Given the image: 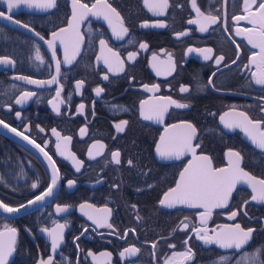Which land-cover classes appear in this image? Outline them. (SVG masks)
<instances>
[{
    "label": "flooded vegetation",
    "instance_id": "1",
    "mask_svg": "<svg viewBox=\"0 0 264 264\" xmlns=\"http://www.w3.org/2000/svg\"><path fill=\"white\" fill-rule=\"evenodd\" d=\"M80 2L91 8L97 0ZM106 2L119 12L129 29L124 39L113 35L102 16L89 12L78 25L59 32L67 44V56L75 58L65 63V47L57 39L56 59L61 61L58 82L36 85L17 77L50 80L57 75L52 49L46 41L53 39V32L68 27L72 0H56L50 9L20 5L11 13L5 0H0V12L12 17L10 24L0 21V57L13 61L0 63V119L44 148L55 161L59 177L53 195L45 201L14 216L0 214V232L5 233V238L9 235L5 226L16 229V243L8 264H40L49 256L53 257V264H252L251 258L258 249L264 253V201L251 200L252 188L248 184L238 185L228 206L213 209L203 225L199 214L204 209L161 205L164 193L175 187L180 172L193 157L187 153L180 159H164L156 152V145L161 136L180 137L188 131L172 125L191 123L197 130L192 141L194 146L199 145L195 149L197 156L208 155L213 167L220 168L227 164L226 152H239L241 167L257 179H264V150L254 145L241 128H226L220 119L229 113L225 120H239L242 118L237 114L243 112L252 120L264 121V85L256 84L252 75L260 74V49L248 43V33L244 32L258 29V25L233 20L234 16L247 15L244 0H196L205 16L211 13L219 17L204 32L200 25L206 21L197 16L191 0H168L169 6L160 15L149 11L143 0ZM260 2L257 0L252 6L253 11ZM189 19L199 23L189 24ZM144 23L148 26L142 27ZM22 25H27L32 34L23 31ZM180 32L187 34L177 38ZM253 38H257L255 34ZM102 39L106 41L104 46L100 44ZM141 43L147 48L142 49ZM189 48H211L213 58L205 60L199 51L188 52ZM37 50L41 60L36 59ZM129 53L136 55L129 59ZM254 54L256 63L251 62ZM220 55L224 60L217 64L215 57ZM106 58L109 64H105ZM105 75L108 79H104ZM78 81L83 82L79 89ZM144 85L159 87L148 91ZM97 87L103 89L99 95L95 92ZM181 87L188 91L181 92ZM24 92L34 95L16 104ZM161 97L189 106L177 108ZM142 101L147 102L145 113L167 106L162 122L141 116ZM53 103H59V114ZM80 104L84 105L82 111L78 110ZM120 121L128 122L123 132L115 127ZM52 129L60 134L59 138ZM0 136L17 154V168L11 176L6 174L9 179L5 180L10 184L9 193L15 194L11 196L13 201L6 202L1 195L0 201L17 207L47 188L51 169L30 149ZM64 137L71 139L66 141ZM57 143L63 155L57 150ZM101 144L104 148H100ZM89 150L94 158L89 156ZM117 150L120 164L111 158ZM73 157L82 162L79 171ZM128 160H132V165ZM68 181L74 182L71 187ZM33 183L38 187L33 189ZM81 204L93 207L81 210ZM57 205H68V209L58 213ZM103 208L110 209V215L96 211ZM232 211L238 215L229 220ZM89 215L105 218V226L97 227ZM185 223L187 229L183 227ZM236 223L245 230L254 229L240 250L206 243L192 231L193 227L206 229L209 236L215 237L221 226ZM56 224L65 227L63 240L53 252L49 236L41 230L52 229ZM129 247H136L139 252L121 256ZM174 252H187L191 259L174 257ZM221 257L226 259L221 261Z\"/></svg>",
    "mask_w": 264,
    "mask_h": 264
},
{
    "label": "snow or ice",
    "instance_id": "2",
    "mask_svg": "<svg viewBox=\"0 0 264 264\" xmlns=\"http://www.w3.org/2000/svg\"><path fill=\"white\" fill-rule=\"evenodd\" d=\"M227 0H225V3ZM7 4V10L9 13L12 12L13 9L18 8L20 5H26L29 8H38V9H50L55 7L56 0H5ZM144 5L148 8L149 11H152L154 14L160 15L163 14L164 10L169 6L168 0H158V2H153V0H143ZM73 11L72 17L68 22L67 28L60 29V32H67L74 27V25H78L81 20L85 18V16L91 12L92 15L102 16L109 23V27L112 29L113 35L117 39H124L125 35L128 33L129 29L124 26V21L120 16L119 12L116 11L110 4L104 0L102 3V7L98 8V4H101V0H97V3L89 5L86 3H81L80 0H72ZM257 4V0H244V12L247 15L234 16L233 20H248L249 23L253 25H258V29H245L244 32L248 33V43L252 45L253 48L260 49V60L261 64L259 65L260 74L257 76V73H253V77L255 78V83L258 85H264V0L258 4L253 11L252 6ZM192 8L196 11L198 17H203L206 23H202L200 25V31H207V26L210 24H216L219 20V17L216 15H212L209 13L207 16L203 12H201L200 8L197 6L196 0H191ZM95 10V11H93ZM257 13L259 14L257 16ZM0 17L11 20L12 17L10 15L6 16L4 12H0ZM252 17V19H249ZM113 19H115L116 23H113ZM19 24V21H14ZM189 24L199 23L198 20L189 19ZM23 27H27V25H22ZM142 27H147V23L141 25ZM157 26H163L159 24ZM227 30V29H226ZM186 32L177 33V38L180 36L186 35ZM241 33L237 32V35ZM257 37L253 38V35ZM37 35H39L37 33ZM53 39L46 41L48 47L52 49V57L55 60V71L57 75L51 77L50 80H33L28 76H19L18 79L24 80L29 84L36 85H45V84H54L57 83V77L61 71V61L56 59V40H60V44L65 47V63H71V60L75 57L69 58L67 56V44L63 38L60 37L59 33H52ZM44 39L43 37H40ZM100 44L104 46L106 44L105 40H100ZM140 47L142 49L147 48V44L141 43ZM111 51V49H109ZM199 51L203 54V58L205 60L212 59L211 48L207 49H193L189 48L188 52ZM115 55V53H113ZM136 53H129V59L134 58ZM155 59V57H153ZM36 59L41 60V56L39 50H37ZM237 59H239V55H237ZM216 63L219 64L224 60V56L220 55L215 57ZM252 63H256L255 54L252 58ZM0 63L11 64L13 63L7 57H0ZM119 70H123V61H120ZM235 63V61H233ZM105 64H109L108 59H105ZM109 71H112L111 66L109 65ZM214 75V74H213ZM104 79H108V76L105 75ZM82 81L77 82V89L82 86ZM209 84H211V80H209ZM158 85H153L152 88H149L148 85H144V88L148 91H152L153 89H158ZM103 91L102 88L97 87L95 92L99 95ZM181 92H187L188 88L181 87ZM34 95L32 92H24L22 93L20 98L15 100L16 104H21L24 100H27L29 97ZM56 97H60V89L56 91ZM161 99L166 100L168 104L175 105L177 108H186L189 105L185 103H180L176 100L171 99L170 97H161ZM50 103H52L50 101ZM59 103H63V100H60ZM59 103H53L54 110L59 114L60 108ZM146 101L141 102V116L145 120H153L156 119L158 121L163 120V113L167 111V106L161 108H153L149 113H145L143 108ZM84 108L83 104L79 105L80 111ZM261 111H264V107L261 108ZM17 117L20 116V113H16ZM229 113H225L220 117L226 128H241L247 136L251 139L252 143L259 147L261 150H264V121H256L249 118L245 113L240 112L237 115L242 119L239 120H225V117L228 116ZM127 121H120V123L116 124V130L118 132L124 131V126L127 125ZM0 125H3L5 128H9L8 124H5L3 120H0ZM173 128L184 127L188 131L185 135L180 137H165L161 136L160 143L156 145V152L159 154L161 158L164 159H180V157L184 156L187 153H191L193 159L188 161V164L183 168L180 172L179 180L176 182L175 187L170 188L167 192L164 193L163 199L159 201L161 205H166L169 208L175 207L176 205H188L189 207L204 209L203 212L199 214L201 225L206 224L208 219L212 215V210L217 208H225L228 206L229 200L232 196L233 191L236 189L237 185L240 183H247L252 188L251 200L253 201H264V179H257L256 177L250 175L247 171H245L241 167V154L239 152L229 151V164L225 168H214L212 165V160L210 157L206 155L197 156L195 149L199 147V145H193L192 141L196 137L197 130L191 123H185L183 125H172ZM10 131L15 133L17 136H22L23 139L28 140L29 143L34 144L36 148H38L43 155L47 158L51 168H52V178L51 182L48 184L47 188L41 191L38 195L35 196L33 200L28 201V204H35L38 201H44L46 198L51 197L53 195L54 189L57 185L58 181V169L56 168L55 161L52 159V156L48 154V152L44 151L39 144H36L34 140L29 139L28 136L24 135L22 132H18L16 128H10ZM43 131V129H40ZM167 131V129H166ZM52 132L59 138L60 134L56 131V129H52ZM81 132H84V129H81ZM70 137H64V140H70ZM96 145H93L95 147ZM57 150L63 155V152L60 151L61 146L59 143L56 145ZM100 148H104V145L101 144ZM100 153L98 152L97 155ZM120 152L114 151L111 153L112 161L116 164H120ZM89 156L92 157V152L89 150ZM94 158V157H92ZM73 161L76 164V170H80V164L82 163L79 160H76L73 157ZM132 160H128V164L132 165ZM73 181H68V186L71 187L73 185ZM38 185L36 183L32 184V188H37ZM245 204L248 202L245 201ZM26 205H20L19 208L10 207L8 204L0 201V209H2L6 213H14L20 211L21 208H25ZM93 206L90 204H81V210L85 208H92ZM133 207H135L133 205ZM68 209V205L60 206L57 205L56 211L58 213L65 212ZM97 212H103L107 215H110L111 210L108 208L96 209ZM88 215L87 213H85ZM245 215L247 213H244ZM238 215L237 211H232L228 216L229 220L234 219ZM89 219L93 221L97 227H104L106 220L105 218H97L89 215ZM109 228L112 227L111 224H107ZM65 225L56 224V226L52 229H42L41 231L46 232L51 240V248L52 251L55 252L59 247L60 243L63 240V229ZM184 229L188 228V224L183 225ZM7 233L9 234L7 238H5V233L0 232V264H8V257L11 256L14 251V245L16 243L15 239V228H7ZM134 231V230H133ZM192 231L195 232L198 238L204 239L206 243L215 242L222 248H235L240 250L243 246L248 242L251 237L254 229H247L241 227L239 223L234 225H224L221 226V231L215 232V237L209 236L207 234L206 229L193 227ZM204 232V235L201 236L200 233ZM78 239V237H77ZM187 244V240L184 241ZM155 247V245H153ZM169 247L174 248L175 245H169ZM139 252V249L136 247L125 248L123 252L120 253L121 256H124L125 253L129 255H135ZM190 252V249H189ZM91 254V253H90ZM247 257V253L244 254ZM261 255L264 253L261 250H257L255 254L252 256V264H264V259H261ZM174 257H185L187 259H191L190 255L187 252H174ZM226 258L221 257V261H224ZM40 264H53V257L49 256L47 260L41 259ZM240 264V262H237Z\"/></svg>",
    "mask_w": 264,
    "mask_h": 264
},
{
    "label": "trees",
    "instance_id": "3",
    "mask_svg": "<svg viewBox=\"0 0 264 264\" xmlns=\"http://www.w3.org/2000/svg\"><path fill=\"white\" fill-rule=\"evenodd\" d=\"M16 155L15 149L12 150L9 147L8 140L0 136V195L6 202L13 201L11 196L15 195L9 193L10 184L5 180L9 179L6 174L11 176L15 168H17L15 163ZM18 163L21 164L20 162Z\"/></svg>",
    "mask_w": 264,
    "mask_h": 264
},
{
    "label": "water",
    "instance_id": "4",
    "mask_svg": "<svg viewBox=\"0 0 264 264\" xmlns=\"http://www.w3.org/2000/svg\"><path fill=\"white\" fill-rule=\"evenodd\" d=\"M22 6H26V5H22ZM37 11V10H36ZM0 21L1 22H4V23H6V24H10L11 22L9 21V19H5V18H3V17H0ZM65 28H67V27H65ZM23 31H26V32H30L31 34H32V32H31V30L30 29H27L26 27H23V28H21ZM60 32V30L59 31H57V33H59ZM1 120V119H0ZM5 123V122H4ZM5 124H7V123H5ZM10 128H13V127H11L10 125H9V128H5L3 125H0V134H2V135H4L5 137H7V138H10V139H13L14 141H16V142H18V143H20L21 145H23L24 147H26V148H28V149H30L32 152H34V153H36L37 155H39L41 158H42V160L45 162V164H47V166L49 167V169H51V176H52V168H51V166H50V164H49V162H48V160H47V158L43 155V153L38 149V148H36L35 147V145L34 144H31V143H29L28 142V140H25V139H23V137L22 136H17L15 133H13V132H11L10 131ZM19 132V131H18ZM25 135V134H24ZM29 139H31V138H29ZM32 140V139H31ZM37 144V143H36ZM228 153H229V151L228 152H226V155H225V159H226V166H224V167H220V168H225V167H227L228 166V164H229V156H228ZM206 156H208V155H206ZM209 157V156H208ZM179 178H180V176H179ZM247 183H240V184H238V185H246ZM237 185V186H238ZM57 186V185H56ZM56 188V187H55ZM55 190V189H54ZM47 199V198H46ZM45 199V200H46ZM33 200V199H32ZM44 200V201H45ZM30 201V200H29ZM41 202H43V201H38V202H36L35 204H31V205H29L28 204V201L26 202V203H24V204H22V205H26V207L25 208H21L20 209V211H18V212H14V213H6V212H4L2 209H0V214H2V215H5V216H14V215H16V214H19V213H22V212H24L25 210H27V209H29V208H31V207H35V206H37L38 204H40ZM185 206H187V205H185ZM20 206H17V207H14V208H19Z\"/></svg>",
    "mask_w": 264,
    "mask_h": 264
}]
</instances>
